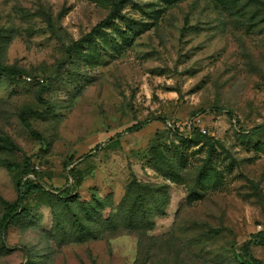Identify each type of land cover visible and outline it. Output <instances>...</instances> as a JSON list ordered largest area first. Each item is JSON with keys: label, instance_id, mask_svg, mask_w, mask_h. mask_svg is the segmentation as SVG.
Wrapping results in <instances>:
<instances>
[{"label": "rangeland", "instance_id": "374dc122", "mask_svg": "<svg viewBox=\"0 0 264 264\" xmlns=\"http://www.w3.org/2000/svg\"><path fill=\"white\" fill-rule=\"evenodd\" d=\"M0 64V264H264V0H0Z\"/></svg>", "mask_w": 264, "mask_h": 264}, {"label": "trees", "instance_id": "16d2710c", "mask_svg": "<svg viewBox=\"0 0 264 264\" xmlns=\"http://www.w3.org/2000/svg\"><path fill=\"white\" fill-rule=\"evenodd\" d=\"M0 72L14 74V73H17L18 71L12 68L5 67L0 64ZM146 122L147 121L136 123L128 127L127 131H130V132L135 131L141 128V126L145 124ZM24 124L30 130V133L33 136L37 137V133L31 128V126L25 119H24ZM263 127H264V123L254 127V130L261 129ZM189 136L191 137V134ZM31 164L32 163H30V160L28 158L24 160L23 167H25V169L22 172V176L16 183V192H17L16 200L13 203L6 204L5 213L3 214L1 221H0V225L3 230H5L8 225L12 224L16 220L18 214L24 212L25 209L23 207V204L25 200L27 199V197L32 193L38 192L42 188V185L40 184L39 180L33 174L34 169L30 167ZM28 175H31V176H28ZM253 241L254 242L264 241V230L259 231V233L255 235ZM245 263L246 264H261L259 261L255 259L254 260L246 259Z\"/></svg>", "mask_w": 264, "mask_h": 264}, {"label": "built area", "instance_id": "2783aa9c", "mask_svg": "<svg viewBox=\"0 0 264 264\" xmlns=\"http://www.w3.org/2000/svg\"><path fill=\"white\" fill-rule=\"evenodd\" d=\"M28 176H31V175H28Z\"/></svg>", "mask_w": 264, "mask_h": 264}]
</instances>
